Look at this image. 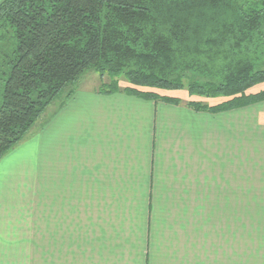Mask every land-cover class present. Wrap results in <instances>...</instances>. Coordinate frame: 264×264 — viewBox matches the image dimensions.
Instances as JSON below:
<instances>
[{
	"label": "crops",
	"instance_id": "crops-1",
	"mask_svg": "<svg viewBox=\"0 0 264 264\" xmlns=\"http://www.w3.org/2000/svg\"><path fill=\"white\" fill-rule=\"evenodd\" d=\"M97 88L60 103L42 168L26 153L0 194V264H264V101L209 113Z\"/></svg>",
	"mask_w": 264,
	"mask_h": 264
},
{
	"label": "trees",
	"instance_id": "trees-1",
	"mask_svg": "<svg viewBox=\"0 0 264 264\" xmlns=\"http://www.w3.org/2000/svg\"><path fill=\"white\" fill-rule=\"evenodd\" d=\"M86 71L111 80L99 93L199 112L262 102L264 0H3L0 161ZM184 90L221 102L166 94Z\"/></svg>",
	"mask_w": 264,
	"mask_h": 264
},
{
	"label": "rangeland",
	"instance_id": "rangeland-1",
	"mask_svg": "<svg viewBox=\"0 0 264 264\" xmlns=\"http://www.w3.org/2000/svg\"><path fill=\"white\" fill-rule=\"evenodd\" d=\"M104 80V81H103ZM108 83L111 80L109 78L101 79L99 75L92 71H86L84 75L80 78L78 82H76L73 86L71 85L68 87L65 91L61 93L60 96H58L53 103L51 104L50 108L44 113V115L40 118V120L36 123V125L31 129L27 137L21 142L19 145H17L9 154H7L1 161H0V194L3 193H13V189L19 190L21 185V170L22 169H28L25 165L26 160L24 159L26 156V153L31 152L32 153V159L35 162H38V164H35V167L42 168L43 166V150L44 148L41 146V127L42 125L48 120L55 116L53 114V111L56 109H60V103H65L64 101H68L69 98H67L70 91H74V94L76 93H82V92H91L94 94V89L96 87L99 88L101 83ZM124 86L127 85V83L122 80L121 82ZM3 85L4 81L0 80V103L2 99V91H3ZM97 88V89H98ZM183 94H181L184 97V100L187 102L189 99H194L191 97L187 91H180ZM187 97V99H186ZM198 101L208 103L209 105H214L215 103L219 102H211L206 99H198L195 98ZM220 101V100H219ZM27 149V150H25ZM30 150V151H29ZM28 165V164H27ZM15 201V200H13ZM6 202L7 207L3 208V210L8 211H14L15 209L10 208L12 205H17L20 203L17 202ZM5 204V203H4ZM27 204V203H26ZM35 204V203H30ZM39 205V203H36ZM10 208V209H9ZM40 210V208L38 207ZM35 209H31L30 211L33 212ZM17 211V210H15ZM32 216V214H31ZM23 220V219H22ZM38 232V231H37ZM37 236V235H36ZM31 240H33V235L30 236ZM27 242V240H25ZM32 243L33 241H29Z\"/></svg>",
	"mask_w": 264,
	"mask_h": 264
}]
</instances>
